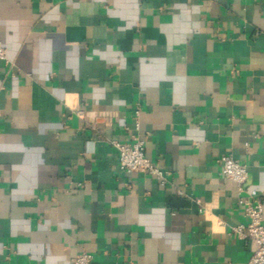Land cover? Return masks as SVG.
I'll use <instances>...</instances> for the list:
<instances>
[{
	"label": "crops",
	"instance_id": "1",
	"mask_svg": "<svg viewBox=\"0 0 264 264\" xmlns=\"http://www.w3.org/2000/svg\"><path fill=\"white\" fill-rule=\"evenodd\" d=\"M0 41V264L248 262L232 227L239 197L264 218V0H0ZM134 138L165 184L120 171L110 141Z\"/></svg>",
	"mask_w": 264,
	"mask_h": 264
},
{
	"label": "built area",
	"instance_id": "2",
	"mask_svg": "<svg viewBox=\"0 0 264 264\" xmlns=\"http://www.w3.org/2000/svg\"><path fill=\"white\" fill-rule=\"evenodd\" d=\"M0 60L6 61L5 48L0 41ZM80 117H86L87 113L83 110H77ZM133 114L135 117L139 114V104L134 106ZM136 118V127H137ZM110 143L117 149L118 168L124 172H139L152 175L160 184L167 181L165 173L152 163L144 152V141L140 138H134L132 142H120L112 140ZM221 174L225 179L233 181L238 193L244 191V182L247 177V170L244 164L235 160L229 153L220 156ZM199 205V211H203L200 201L195 199ZM238 205L243 209L246 217L244 223L232 227V231L242 239H251L255 242L256 248L247 263L243 264H264V218L263 206L259 200H249L239 197ZM71 264H91V256L88 253H80L73 257Z\"/></svg>",
	"mask_w": 264,
	"mask_h": 264
}]
</instances>
